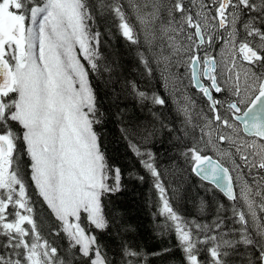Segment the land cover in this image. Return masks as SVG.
Instances as JSON below:
<instances>
[{"label": "snow or ice", "instance_id": "1", "mask_svg": "<svg viewBox=\"0 0 264 264\" xmlns=\"http://www.w3.org/2000/svg\"><path fill=\"white\" fill-rule=\"evenodd\" d=\"M112 27L175 106L170 120L159 91L126 82L123 93L151 105L159 129L116 112L153 178L158 234H175L184 264H264V0H0V264H117L98 233L123 172L95 129L105 112L90 81L112 71L98 63ZM157 130L176 141L182 171L228 201L210 223L173 205L166 173L142 150ZM241 245L253 255L234 260ZM146 262L143 249L121 245L119 264Z\"/></svg>", "mask_w": 264, "mask_h": 264}, {"label": "trees", "instance_id": "2", "mask_svg": "<svg viewBox=\"0 0 264 264\" xmlns=\"http://www.w3.org/2000/svg\"><path fill=\"white\" fill-rule=\"evenodd\" d=\"M98 27L103 29L104 26ZM104 39L105 42L100 48L102 59L98 63L109 65L112 71L109 73L101 69L103 79L96 74H90L91 84L105 112L103 123L96 125L95 129L101 137L103 151L110 161L121 167L123 176L121 190L104 199L110 224L106 231L98 235L101 243L107 246L105 250L109 252L111 258L117 260V264L120 261L123 243L143 249L147 254L146 264H184L183 253L177 247L175 234L164 236L158 234L160 231L158 224L163 223V217L156 215L154 202L158 200V193L152 186L153 178L128 147L127 140L122 138L121 125L116 118V112L124 109V120L128 125L151 126L157 123L148 110L151 105L142 107L133 95L123 93L122 89L126 82H135L143 91H159L168 100L166 115L170 120L175 118L174 103L163 87L159 86V74L157 73L156 79H150L144 72L137 56V45L126 41L115 27L111 28V35L105 30ZM80 59L87 66V61L83 57ZM109 77L113 82L106 86L105 81ZM113 89L120 93L118 99H114ZM128 90L130 91V86ZM155 110L160 111V107L156 106ZM157 128L159 129L158 123ZM175 144L176 141L167 130H157L155 137L144 144L142 150L151 151L157 167L166 173L164 183L168 186V195L173 198L172 203L177 210L189 219L210 223L215 216L217 203L221 200L225 203L228 201L224 200L218 190L206 185V182H201L190 171H182L185 165L178 155V149L174 147ZM129 172L144 176V181L130 178ZM57 241L67 247L66 240L57 238ZM163 247L171 248V251L163 257L152 255ZM238 251L240 255L233 257L234 260L253 255L250 249L246 251L242 245ZM201 259L209 260L210 257L207 252H202Z\"/></svg>", "mask_w": 264, "mask_h": 264}]
</instances>
